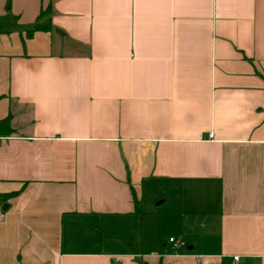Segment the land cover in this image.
<instances>
[{"label": "crops", "instance_id": "obj_1", "mask_svg": "<svg viewBox=\"0 0 264 264\" xmlns=\"http://www.w3.org/2000/svg\"><path fill=\"white\" fill-rule=\"evenodd\" d=\"M6 118L0 264H264V0H0Z\"/></svg>", "mask_w": 264, "mask_h": 264}, {"label": "trees", "instance_id": "obj_2", "mask_svg": "<svg viewBox=\"0 0 264 264\" xmlns=\"http://www.w3.org/2000/svg\"><path fill=\"white\" fill-rule=\"evenodd\" d=\"M7 10L9 8V4L6 6ZM51 16L52 10L51 7H47L46 9L39 12L34 24L27 30L26 36L31 37L35 32H51ZM13 134V130L9 127L8 119H4L0 121V136H10ZM15 194H7L0 197V203L5 202ZM135 213L141 215L140 204L135 199ZM138 228V227H135Z\"/></svg>", "mask_w": 264, "mask_h": 264}, {"label": "built area", "instance_id": "obj_3", "mask_svg": "<svg viewBox=\"0 0 264 264\" xmlns=\"http://www.w3.org/2000/svg\"><path fill=\"white\" fill-rule=\"evenodd\" d=\"M3 217V213L0 209V219ZM167 243L170 245V251L172 253H179L181 251H183L186 248L185 243L181 240V239H177L175 237H170L167 240ZM235 260L237 259V257L234 258Z\"/></svg>", "mask_w": 264, "mask_h": 264}, {"label": "rangeland", "instance_id": "obj_4", "mask_svg": "<svg viewBox=\"0 0 264 264\" xmlns=\"http://www.w3.org/2000/svg\"><path fill=\"white\" fill-rule=\"evenodd\" d=\"M118 234H119L120 237H122L123 231L120 230V231L118 232Z\"/></svg>", "mask_w": 264, "mask_h": 264}]
</instances>
